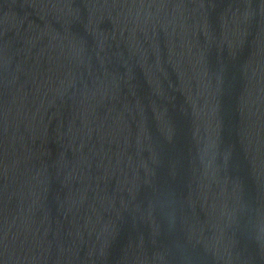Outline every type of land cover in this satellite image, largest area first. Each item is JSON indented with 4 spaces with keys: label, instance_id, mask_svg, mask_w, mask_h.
I'll list each match as a JSON object with an SVG mask.
<instances>
[{
    "label": "water",
    "instance_id": "water-1",
    "mask_svg": "<svg viewBox=\"0 0 264 264\" xmlns=\"http://www.w3.org/2000/svg\"><path fill=\"white\" fill-rule=\"evenodd\" d=\"M0 264H264V0H0Z\"/></svg>",
    "mask_w": 264,
    "mask_h": 264
}]
</instances>
